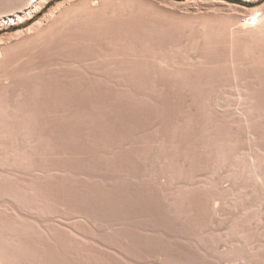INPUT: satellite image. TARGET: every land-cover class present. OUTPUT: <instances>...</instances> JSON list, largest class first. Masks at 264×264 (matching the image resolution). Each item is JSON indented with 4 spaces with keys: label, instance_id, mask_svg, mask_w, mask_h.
Segmentation results:
<instances>
[{
    "label": "rangeland",
    "instance_id": "rangeland-1",
    "mask_svg": "<svg viewBox=\"0 0 264 264\" xmlns=\"http://www.w3.org/2000/svg\"><path fill=\"white\" fill-rule=\"evenodd\" d=\"M58 1L19 20L25 3L0 0V36ZM171 1L133 0L102 31L12 56L0 79V264H264V72L249 73L242 111L223 67L164 64L189 43L179 14L264 0Z\"/></svg>",
    "mask_w": 264,
    "mask_h": 264
},
{
    "label": "bare ground",
    "instance_id": "bare-ground-1",
    "mask_svg": "<svg viewBox=\"0 0 264 264\" xmlns=\"http://www.w3.org/2000/svg\"><path fill=\"white\" fill-rule=\"evenodd\" d=\"M12 1H14V0H12ZM18 1H20V0H16V2H18ZM21 1L23 3H21ZM21 1H20L21 6H23L22 4H24V3L25 4H24L23 8L20 6L21 8L17 9V10L21 9L20 12H18L15 8H14L15 9L14 10L12 7V9H13L12 11H14V12L17 11L13 14L15 16L19 17V20H21L20 18H24V19H26V17L30 18V15H33L36 12L42 11L51 0H26L25 2H24V0H21ZM193 1L195 3L198 2V0H193ZM201 1L203 2V0H201ZM250 1L258 2L259 0H250ZM132 2H133V0L132 1L131 0H59L57 2V4L54 5V7L51 9V11L45 17H43L41 20H39L37 23H35L31 27L24 29V30H21L17 33H14V34L10 35V37L0 36V79L4 80V78L7 75H9L8 72L10 70L11 65L13 64V61H12L13 57L12 56H14V55L16 56V54H18V52L20 50V48H19L20 45L22 46V44H27L26 45L27 47H29L28 43L30 45H35V47H36V43L46 44V45L49 44L50 45V44L56 43V41H59V42L62 41L65 37L68 38L70 36L69 33L73 32L74 30L75 31L76 30L84 31L85 29L89 28L88 25L92 26V24L94 26L97 25L96 26L97 31L100 30L99 27H101V31H102V27L104 25L103 26H101V25L104 22H107L108 20H113L114 19L113 17L118 15V13L120 15V13L122 14L124 12V14H125L126 11H131V9L129 10L130 6L128 7V5L131 4ZM171 2H169L170 6L172 5ZM174 2L177 5H178V3L182 4V2H178V3H177V1H174ZM188 2H190V0ZM219 2L220 1H218V3ZM226 2H228V1H226ZM226 2H225L226 5L220 4V3L218 5L214 4V6H213L214 8H212V9H211V7L213 4H211V7H209L210 8L209 10H206L207 8L205 10H202V11L198 10L199 9L198 8L199 6H198L197 12L196 11L195 12H187V13H183V14L180 12L182 15L179 14V18H180L179 21L184 26V28L188 29V31H189V34H190V38L188 39L189 43L185 47L179 46V47L173 48L170 51V52H173L172 53L173 56L168 57V59L164 58V64L169 65V64H167L168 63L167 60L170 62L169 59H171V60L173 59L174 63H178V64L183 63L184 65H187V66L204 64V65H209V66L219 65V67H223L221 69L222 71H224V73H222V75L227 74L225 76H232L233 83L236 82L234 87L237 90L236 89H234V90L236 92H238V94H239V96H238L239 99L237 98V101L240 105H242V111H243L245 108H249V109L252 108V106L250 105V102L254 99V96H253L254 93L250 91L251 88L248 86V83L246 84L247 79L249 78L250 74L253 72H255V73L257 72V74H258V72L259 73L264 72V5H260V6H247V5L244 6V5H241L242 6L241 7V6L233 5L232 3L227 4ZM18 3L15 5L16 7H19V6H17ZM20 3H19V5H20ZM198 3H200V2H198ZM211 3H213V2H211ZM136 4H137V2H136ZM185 4H187V3L185 2ZM185 4H184V6H185ZM177 5L173 4V6H177ZM179 5H178V7H179ZM182 7H183V5H182ZM170 10H171V7H170ZM171 11H173V10H171ZM180 11H182V10H180ZM129 14H130V12L128 13V15ZM8 15H9V13H8ZM175 15H174V17H175ZM177 16L178 15H176V17ZM117 17L118 16H116V18ZM124 17H127V16H123V19H124ZM253 17H255L254 20H253ZM8 18H9V16H8ZM119 18L120 19L117 18L118 22H119V20H123V19H121V16ZM139 19H141V18H139ZM176 19H178V18H176ZM14 20H15V18L13 16H10L9 19H5V20L3 19L4 22H8V21L12 22ZM172 20H173V18H172ZM172 22L174 24V21H172ZM112 23L114 25V20L112 21ZM176 23H177V21H176ZM113 25H110V26H113ZM119 25H117V26H119ZM86 26H87V28H86ZM118 28H120V27H118ZM108 29L110 30V28H108ZM108 29H107V34H108ZM90 30H88L87 32H89ZM92 30L93 31L95 30L94 27ZM96 30L94 31V33H97ZM183 30H185V29H183ZM78 31H76V32H78ZM84 32H86V31H84ZM87 32H86L85 36H87ZM90 33H93V32H90ZM90 33H89L88 37H91ZM104 33H106V32H103V35H104ZM73 34H72V36H74ZM79 34H80V32H79ZM79 34H77V35L79 36ZM75 35H76V33H75ZM99 35H102V34L100 33ZM115 35H117V33H115ZM102 36H101V38H102ZM110 36H114V35H110ZM11 37L14 39V42L12 44L10 43V39H9ZM93 37H92V39L96 41V38H93ZM106 37L107 36L105 35L104 38L106 39ZM116 37H118V36H116ZM116 37L114 36V38H116ZM104 38H102V39H104ZM118 38H120V37H118ZM71 39H72V37H71ZM80 39H82V38H80ZM84 39L85 38L83 36V40ZM68 40H67V42L69 43L70 40L69 41ZM88 40H89L88 44H91L93 41L92 40L90 43L91 38ZM88 40H87V42H88ZM100 40H97V41H100ZM106 40H108V38ZM78 41H79V37H78L77 43H79ZM63 42H65V41H63ZM87 42H86V44H87ZM111 42H112V40L110 41V43ZM120 42H121V40H120ZM73 43L74 42L72 40V44ZM94 44H95V42H94ZM122 44H123V42L120 44L121 47H122ZM98 45H99V43H98ZM116 45H117V43H116ZM81 46H82V44H81ZM31 48H33V47L31 46ZM29 49H27V50H29ZM128 50L129 51L127 52V54L129 52H132V51H130L131 49H128ZM174 51L176 52L175 55H174V53H175ZM21 52H23V51H21ZM122 52H124V51L122 50ZM122 52H121V56L123 57ZM135 53L136 52H134V54ZM125 54H126V51H125L124 55ZM110 55L113 56L112 54H110ZM98 56L99 55H97V57ZM105 57L107 58V59L104 58L105 62H107V64L110 66L112 65L111 67H113V65H115V64H113L114 60L112 58H114V56L112 58L109 57V55H108V57L107 56H105ZM120 57H119V59H120ZM124 57H126V56H124ZM127 57H128V55H127ZM155 58H157V57H155ZM120 61H122V60H120ZM173 61H171V62H173ZM161 62H163L162 58H161ZM165 62H167V63H165ZM158 63H160V62H158ZM174 63H172V64L174 65ZM110 66H108V67H110ZM262 75H264V74H262ZM251 76H252V74H251ZM259 76H261V74ZM263 78H264V76H263ZM234 80H235V82H234ZM249 80H251V79L249 78ZM260 81H262V83L264 82L262 79ZM261 86H263V85H261ZM256 108L259 109L260 107L259 108L256 107ZM1 132H2V129H0V133Z\"/></svg>",
    "mask_w": 264,
    "mask_h": 264
},
{
    "label": "snow or ice",
    "instance_id": "snow-or-ice-1",
    "mask_svg": "<svg viewBox=\"0 0 264 264\" xmlns=\"http://www.w3.org/2000/svg\"><path fill=\"white\" fill-rule=\"evenodd\" d=\"M255 19V17H253V20Z\"/></svg>",
    "mask_w": 264,
    "mask_h": 264
}]
</instances>
